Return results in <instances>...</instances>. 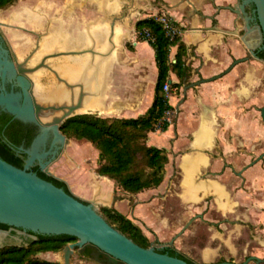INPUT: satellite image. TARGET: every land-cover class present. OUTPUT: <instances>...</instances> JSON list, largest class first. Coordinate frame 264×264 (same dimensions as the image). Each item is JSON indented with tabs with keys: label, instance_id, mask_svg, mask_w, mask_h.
<instances>
[{
	"label": "crops",
	"instance_id": "0c3cea01",
	"mask_svg": "<svg viewBox=\"0 0 264 264\" xmlns=\"http://www.w3.org/2000/svg\"><path fill=\"white\" fill-rule=\"evenodd\" d=\"M238 3L148 0L144 6L148 11L132 24L129 45L121 48L116 41L114 50L110 47L101 54L91 49L95 57L103 58L113 50L108 112L113 117H138L153 101L157 66L153 48L137 38L135 23L164 12L182 28L189 75L180 81L170 72V81L179 84L177 94L168 99L172 121L165 130L149 132L146 140L167 155L158 186L128 193L96 172L88 179L81 173L59 177L79 198L98 208L112 207L130 218L150 240L166 243L174 238L173 246L179 251L186 249V238L195 235L196 220L218 236L217 225L250 222L252 211L264 208V159L256 161L264 151L259 112L264 105V59L251 53L259 44L255 25L250 24L248 30L231 10ZM110 13H101L102 18L106 20ZM116 22L113 17L112 31ZM175 52L174 46L170 56ZM243 57L248 59L228 69L233 60ZM217 255V248L204 251L202 262Z\"/></svg>",
	"mask_w": 264,
	"mask_h": 264
},
{
	"label": "water",
	"instance_id": "95a60500",
	"mask_svg": "<svg viewBox=\"0 0 264 264\" xmlns=\"http://www.w3.org/2000/svg\"><path fill=\"white\" fill-rule=\"evenodd\" d=\"M249 4L254 6L253 16H249L245 11V6ZM231 10L243 19L248 30H251L250 22H256L254 28L259 34V44L256 48L264 50V0H239L237 6L231 7ZM256 48L252 49L251 53L258 58ZM2 52L6 54L5 50ZM91 52L93 54V51L88 49L53 52L44 55L40 62L32 67L24 66L30 55L23 62H19L17 59L12 62L6 57L1 59L0 55L1 81L4 82L6 76L14 77L17 71L19 73L17 81L22 87V94L13 91L6 92L2 87L0 109L23 122L37 125L39 129L29 146L23 148L25 158L22 167L14 166L0 157V224L18 229V233L21 234L30 232V234L74 236L79 239L76 245L85 242L95 244L109 255L128 264H191L176 256L156 251L153 246L143 248L137 245L125 234L111 226L98 212L93 202L83 200L72 192L67 193L63 188L41 178L30 169L32 165L37 164L41 171L56 177L51 172L50 165L54 162L58 149L69 143V138L60 131V125L81 107L85 95L82 84L68 82L49 67L44 60L61 55L74 56ZM247 59L248 57H243L233 60L228 69ZM43 67L50 69L55 74L56 78L69 89L72 97L70 103L56 108L62 111L60 115H54L46 122H43L39 116L41 105L37 102L32 88L27 90L29 82L25 78L29 73H34ZM77 87L78 95L74 100L73 91ZM21 95L23 96L22 102H20ZM259 112L264 124V105L259 108ZM50 137V149L45 151V144ZM56 178L62 180L59 177ZM188 225L189 223L183 228L185 229ZM8 233L9 231L0 229V244ZM173 239L168 242L169 245H172ZM69 252L70 250H67L66 255ZM251 260L258 261L259 258L250 255L241 263L220 261L214 264H247Z\"/></svg>",
	"mask_w": 264,
	"mask_h": 264
},
{
	"label": "trees",
	"instance_id": "16d2710c",
	"mask_svg": "<svg viewBox=\"0 0 264 264\" xmlns=\"http://www.w3.org/2000/svg\"><path fill=\"white\" fill-rule=\"evenodd\" d=\"M14 1L0 0V8ZM135 30L137 38L147 41L153 48L157 66L154 97L149 108L141 116L130 118L102 117L95 112L80 113L68 117L60 125V131L67 138L91 143L97 151L96 174L107 177L128 193H138L161 183L168 160L167 155L164 149L148 145L147 135L157 129L165 130L169 125L163 120V114L166 109H172V106L168 103L162 86L165 81H170V72L175 73L182 81L188 77L190 71L184 60L187 48L180 36L170 39L153 17L137 20ZM145 31L152 40H146ZM174 46L176 52L171 57V48ZM259 57L264 59V53ZM171 84L177 87L179 85L173 82ZM4 122L0 123V157L14 166L22 167L24 159L19 156L16 149L21 144V139L24 148H27L38 130L28 124L5 127ZM36 172L41 178L71 193L65 181L46 175L38 166ZM98 212L111 226L127 237L145 246L149 243L140 227L116 209L100 206ZM6 227L8 226L0 224V229ZM37 236L36 241L30 240L25 246H0V264H47L38 258V252L59 249L62 243L56 240L64 235L37 234ZM159 252L176 256L191 264H198L172 246L163 247Z\"/></svg>",
	"mask_w": 264,
	"mask_h": 264
},
{
	"label": "rangeland",
	"instance_id": "374dc122",
	"mask_svg": "<svg viewBox=\"0 0 264 264\" xmlns=\"http://www.w3.org/2000/svg\"><path fill=\"white\" fill-rule=\"evenodd\" d=\"M101 1L102 0H15L11 4L0 8L1 30L8 38L12 48H15H13V50L18 60H21L30 51L35 50L33 48L35 47L33 33L44 36L54 30L56 25H60L65 32H70L75 30V28L85 29L86 25L95 19L107 23L109 36L113 17H115L117 20L115 28L119 31L117 42H119L121 48H123V45H129V35L132 32V24L136 18L148 11L146 10L147 8L144 7L148 0H110L115 2L116 9L109 14V18L106 20L102 18L101 12H98V6ZM55 11L59 12L55 13ZM61 12H64L61 14L62 19L59 20L58 23L53 22L54 18L52 19L51 17L59 16ZM46 15L50 18L46 17ZM37 16H40L42 20L39 22L40 28L33 29L29 22L32 17L36 18ZM49 24L51 27L48 28ZM29 29H33V32ZM14 33L28 34L32 38V45L23 49L24 53L21 56L18 55L19 51L14 45L21 41L14 38ZM57 50L61 49H53L49 52H55ZM63 50L67 51L73 49L68 48ZM77 50L78 49H75V51ZM40 57L36 60H30L29 65H34ZM40 71L42 72L40 80L44 84H51L54 79L53 75L46 69H41ZM101 109V113H95L100 116L102 115V117H113L111 113L108 112V101H106ZM75 114L80 113H74V115ZM96 160L97 151L91 143L85 140L69 138V143L65 145L59 158L50 165V170L58 177L81 173L82 175H86V179H88L95 173ZM252 212L254 215L250 222H240L238 225H234L232 222L228 221V223H225L222 227H218L217 225L216 228L220 232L218 236H214L211 233L212 230L209 229L205 223L196 220V225L194 227L196 228L195 235L186 238V249L181 252L199 264H207L219 260L241 263L250 255L258 257L259 260H251L247 264H264V208L254 209ZM190 227L191 226L188 228ZM213 248L218 249V255L214 256L207 263L202 262L201 257L203 252H207Z\"/></svg>",
	"mask_w": 264,
	"mask_h": 264
},
{
	"label": "flooded vegetation",
	"instance_id": "af4514ba",
	"mask_svg": "<svg viewBox=\"0 0 264 264\" xmlns=\"http://www.w3.org/2000/svg\"><path fill=\"white\" fill-rule=\"evenodd\" d=\"M106 2H107V0H106ZM113 3L115 4V2H112L110 0H108V3H105V0H102V2L98 6V12H100L99 9L102 6V4L104 5L105 10L107 12L108 9L110 10V8H108L107 4L110 5V4H113ZM253 8H254V6L252 4H249V5L245 6V11L247 12V14L249 16H253ZM115 9H116V7L114 8V10ZM114 10L111 9L110 11L112 12ZM58 12L59 11H55V13H58ZM63 13L64 12H61L59 16H55V17L52 16L51 18L52 19L54 18L53 22L58 23L59 20L62 19L61 18L62 17L61 14H63ZM46 17H48V16L46 15ZM48 18H50V17H48ZM40 21H42L40 16H37L36 18L32 17V19H31V21L29 23H30V26L33 29H37L39 27V22ZM250 24L251 25H255L256 22L252 21V22H250ZM1 26L2 25L0 24V55H1V59L6 57L7 60L15 62L17 57H16L15 51L13 50L14 47L12 48V45H11V43H9L8 38L4 35L3 31L1 30ZM49 27H51L50 24H49L48 28ZM59 27H60V25H58V26L56 25V28H59ZM33 29H29V30L31 32H33ZM73 31L74 30H72V32ZM49 34H50V32L48 34L42 36V35H38L37 33H33V36L35 38V47H33V48L35 50L34 51H30L29 53H27L21 60H18V59L17 60L19 62H23L30 55V58L27 60V62L24 64V66L25 67H32V66L38 64L40 62L41 58L44 55L53 53V52L45 53L42 57H40V59L34 65H32V66L29 65L30 60H33V57L36 55V53L40 49L41 38L47 37V36H49ZM13 36H14V38L16 40L21 41L19 43H15L14 44L15 47L19 51L18 55L21 56L24 53L23 49H25L27 47H30L32 45V43H33L32 42V38L28 34L14 33ZM37 40H38V48L36 49ZM61 45H63V44L61 43ZM67 45L68 44L66 43V46ZM71 45H73V44H71ZM49 49L52 50L53 48H51V46H50ZM63 49H67V48L63 47V48H61V50H57L55 52L62 51ZM2 50H5L6 54L3 53ZM256 50H258V52H257L258 57L260 56L261 53L262 54L264 53V50H262V49H258L257 48ZM59 58H61L60 59L61 64H64V63L66 64L67 63L68 58L67 57H63V55L58 56V57L46 58L44 60V62L49 67H51L53 70H55L58 74H59V72L56 70V62H57V60ZM41 69H46L47 71H49L53 75V78H54L52 80L51 84H44L40 80L42 85H44V86H52V88L55 89L54 91H56V90L58 91L62 87L69 94L68 97H66V98H62L61 97L59 99L58 98H54L53 94H52L51 96L45 98L44 100L41 99V101H40V100H38L40 98L38 96H36L35 93H34L35 85H34V81H33V77L32 76L35 73L34 74L29 73L27 76H25V78L29 82V87H28L27 90L32 88V91H33V94H34L35 98L36 97L38 98V99L36 98V100L41 105V110L39 111V116L41 117L43 122H46V120L49 121L51 119V117H53L54 115L56 116V115H60L62 113L61 110H57L56 108L60 107L62 105L70 103L71 94H70L69 89L67 87H65V85L56 78L55 74L50 69H48L46 67H43ZM18 75H19V73L16 71V74H15L14 77L10 78V77L6 76L4 82H2L1 79H0V92L2 91V87H4V91H6V92L13 91V92H18V93L22 94V87L18 84V81H17V76ZM77 95H78V91L76 92V96L75 97H77ZM22 100H23V96L21 95L20 102H22ZM1 121L2 122L5 121L4 122L5 123V127H18V125L20 126V125H27L28 124V125H33V127H35L39 131L37 125H35L33 123L23 122V121L19 120L18 118H15L13 115H11V114H9L7 112H4V111H2L0 109V123H1ZM38 131H37V133H38ZM20 137L23 138L22 135H20ZM21 140H22L21 144L17 147L16 150H17L19 156H21L24 159L25 155L23 154L24 153L23 152L24 146H23V143H22L23 139H21ZM50 145H51V137L47 140V142L45 144V147H44V150L45 151L49 150L50 149ZM53 149L54 148L52 147V150ZM63 149H64V147H61V148L58 149L57 153L55 154V160L58 159L59 156L62 154ZM263 159H264V151L261 152L258 155L256 161H260V160L263 161ZM37 166H38L37 164L32 165L30 167L31 171L37 173L36 172V167ZM48 176H50V175H48ZM2 229L9 231V233H8V235L6 237H4L2 239V242H1L0 246H4V245L25 246V245H27L29 243L30 240L36 241V239L38 237L37 234H30L29 232H27L26 234L18 233V231H19L18 229H13V228H10V227H6V228H2ZM56 241L57 242L61 241V243H62V246L59 249L38 252V254H37L38 258L43 260V261H45L47 264H128L127 262H125L123 260L117 259V258L109 255L107 252L101 250L95 244H92V243H89V242H85V243H83L81 245H76V243L79 241V239L77 237H74V236L64 235V236L58 238ZM132 241L135 242L137 245L143 247V248H146V247H149V246H153L156 251H159L160 249H162L163 247H166V246L174 247L173 243H172V245L168 244L169 241L166 242V243H162V242L158 241L157 239L150 240L148 238L149 243L146 246L143 245L142 243H138V242H136L134 240H132ZM67 250H70V252L66 255V251ZM217 262H220V260L217 261ZM217 262L207 263V264H214V263H217Z\"/></svg>",
	"mask_w": 264,
	"mask_h": 264
},
{
	"label": "bare ground",
	"instance_id": "6f19581e",
	"mask_svg": "<svg viewBox=\"0 0 264 264\" xmlns=\"http://www.w3.org/2000/svg\"><path fill=\"white\" fill-rule=\"evenodd\" d=\"M105 3H108V0L107 2L105 0ZM107 6L108 8H110V10H114L115 8L114 3L110 5L107 4ZM110 10L108 9L107 12H109ZM99 11L101 13L106 12L103 4L100 7ZM118 32V29L115 28L114 31L111 30V33L108 36L107 23H103L99 19H95L92 23L86 25L85 29L75 28L73 32H65L61 27L55 28L50 32L49 36L43 37L41 39L40 49L33 57V60H36L42 54L49 52L50 46L53 49H61L64 47L67 49L82 48V50H84L86 48H89L90 50L94 49L96 54H101L107 51L110 47H112L114 50L115 47L118 45L116 43ZM61 43L65 45L63 46L61 45ZM66 43L68 44L67 46ZM112 52L111 54H113ZM111 54L106 58H103V56L95 57L92 52L90 53V55L86 53L81 55L65 56L68 58L66 64H61V58L57 60L56 70L59 72V74L63 78L67 79L69 82L80 81V83L76 84H82L83 86V92L85 93L83 103L80 108L74 111V113L94 112L97 109H101V107L106 103V101H108V95L110 91V59L111 56H113ZM93 56L94 58H92ZM34 73H32L34 74L32 76L35 85L34 93L40 98L38 99L36 97L38 100H44L52 94L54 98L58 99L61 97L66 98L69 96L68 92L62 87L58 91H54L55 89H53L52 86L42 85L40 82L42 72L40 70H37ZM77 89L78 87L75 88L73 91L74 100L76 99L75 96L76 92L78 91ZM100 111L102 112V109Z\"/></svg>",
	"mask_w": 264,
	"mask_h": 264
},
{
	"label": "built area",
	"instance_id": "2783aa9c",
	"mask_svg": "<svg viewBox=\"0 0 264 264\" xmlns=\"http://www.w3.org/2000/svg\"><path fill=\"white\" fill-rule=\"evenodd\" d=\"M155 21H157L165 31V34L170 38L173 39L176 36H180L182 32V28L180 25L175 21V19L168 13H157L151 15ZM144 36L146 40H152V37L148 34L147 31L144 32ZM162 91L168 101V99L176 95L178 92V87L171 84L170 81H165L162 86ZM173 109H166L163 114V120L168 122L169 124L172 121Z\"/></svg>",
	"mask_w": 264,
	"mask_h": 264
}]
</instances>
